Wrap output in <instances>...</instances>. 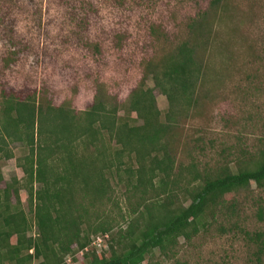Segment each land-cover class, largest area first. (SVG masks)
Wrapping results in <instances>:
<instances>
[{"label":"trees","instance_id":"trees-1","mask_svg":"<svg viewBox=\"0 0 264 264\" xmlns=\"http://www.w3.org/2000/svg\"><path fill=\"white\" fill-rule=\"evenodd\" d=\"M223 1L213 0L189 25L188 41L149 62L122 104L101 87L82 112L38 103L35 95L25 100L3 94L0 161L14 158L12 143L23 144L28 154L18 162L24 180L15 178L0 190V264H68L86 248L83 264H151L156 251L174 259L181 241L191 243L214 226L221 236L242 235L263 264L264 232L243 225L237 197L255 202V219L264 222V206L251 189L254 184L264 191V139L254 153L233 148L226 162L203 169L192 153L187 165L174 153L179 120L206 97L207 62L196 35L213 28L210 14H219ZM149 78L154 88L147 86ZM156 90L168 100L165 116ZM200 141L196 150L203 152ZM23 189L32 222L22 206ZM120 190L126 213L119 208L123 221L116 223L107 209L119 207ZM105 236L107 252L90 247Z\"/></svg>","mask_w":264,"mask_h":264},{"label":"rangeland","instance_id":"rangeland-1","mask_svg":"<svg viewBox=\"0 0 264 264\" xmlns=\"http://www.w3.org/2000/svg\"><path fill=\"white\" fill-rule=\"evenodd\" d=\"M212 1L0 0V110L3 94L11 92L82 112L93 104L100 87L122 104L141 83L149 62L191 38L189 25ZM209 24L212 29L196 35L207 62L206 97L179 120L172 134L178 161L187 165L192 153L201 169L226 162L233 148L254 153L264 139V0H225L219 14H210ZM146 82L154 88L151 78ZM155 96L165 116L168 100L159 90ZM198 140L203 152L196 150ZM10 149L14 158L0 161V190L25 176L18 162L27 148L12 143ZM251 189L264 206V191L254 184ZM123 191L117 194L119 207L107 209L116 223L123 221L119 208L126 213ZM20 198L32 222L25 189ZM237 198L243 225L264 232V222L255 219L256 203ZM12 202L17 203L15 196ZM35 233L34 228L29 236ZM254 252L242 235L221 236L214 226L191 243L181 241L174 259L156 251L151 264H257ZM75 259L68 258V264H83L80 253Z\"/></svg>","mask_w":264,"mask_h":264},{"label":"built area","instance_id":"built-area-1","mask_svg":"<svg viewBox=\"0 0 264 264\" xmlns=\"http://www.w3.org/2000/svg\"><path fill=\"white\" fill-rule=\"evenodd\" d=\"M108 237H97L92 241V244L90 247L94 248L95 250H97L98 252L103 250V247L105 246L106 243V239ZM89 248H86L84 252H81L80 254L83 255L85 252H88Z\"/></svg>","mask_w":264,"mask_h":264}]
</instances>
